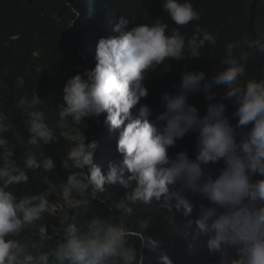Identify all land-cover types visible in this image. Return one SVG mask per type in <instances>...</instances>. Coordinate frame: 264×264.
<instances>
[{
  "label": "clouds",
  "instance_id": "obj_1",
  "mask_svg": "<svg viewBox=\"0 0 264 264\" xmlns=\"http://www.w3.org/2000/svg\"><path fill=\"white\" fill-rule=\"evenodd\" d=\"M161 6L176 27L156 19L126 30L131 21L119 16L112 28L118 35L98 40L95 66L67 79L54 113L39 110L36 91L20 95L14 108L26 115V140L0 111V264H151L144 249L156 251L158 242L144 237L147 221L130 227L124 219L139 204L165 213L194 251L207 246L204 264H264V78L248 72L252 53H264V40L245 34L226 43L211 77L181 73L178 90L162 96L165 110L153 118L140 104L148 75L217 44V35L198 23L202 14L192 0H161ZM24 85L17 76L14 87ZM221 85L235 107L234 125L224 103H209L201 117L187 102L201 92L212 101V89ZM0 88L8 85L0 81ZM102 115L103 126L118 132L121 157L106 169L95 162L98 141L85 135L86 120L100 124ZM190 133L195 158L187 151L170 156ZM59 140L66 180L43 150ZM217 162L222 169L213 179L207 166ZM30 173L40 177L35 189ZM106 185L125 190L115 203L120 215L97 207L105 203ZM197 196L210 206L194 202ZM158 264L173 261L161 251Z\"/></svg>",
  "mask_w": 264,
  "mask_h": 264
},
{
  "label": "trees",
  "instance_id": "obj_2",
  "mask_svg": "<svg viewBox=\"0 0 264 264\" xmlns=\"http://www.w3.org/2000/svg\"><path fill=\"white\" fill-rule=\"evenodd\" d=\"M192 3L202 14L198 23L217 35V44L214 48L202 50L199 58L171 61L169 70L157 69L148 75L143 82L148 96L140 104H147L152 109L153 118L165 110L162 96L178 90L181 73L202 71L206 77H211L218 70L226 43L240 41L245 34L249 38L264 40V0H192ZM72 9L80 12L79 17ZM121 15L131 21L126 30L156 19H164L170 28L176 27L162 11L161 0H0V81L8 85L7 89L0 88V111L9 114L16 134L25 140L29 136L26 115L14 108L15 100L20 95L31 96L36 91L42 101L39 110L54 113L57 104L62 102V89L67 79L95 66L98 40L118 35L112 28ZM187 30L190 34L191 27L188 26ZM248 72L257 79L264 78V53H252ZM17 76L25 79L24 87L19 90L14 87ZM212 91L215 93L212 101H207L206 94L201 92L189 95L187 102L198 109L201 117L206 114L209 103H224L225 115L234 125L236 120H232L231 115L235 107L231 100L224 98L227 88L221 85ZM103 119L102 115L100 124L87 119L85 135L88 142L98 141L95 162L106 169L109 162L119 161L121 157L117 152L118 132H109L103 126ZM195 138L196 134L190 133L178 140L176 146L169 150V155L187 151L194 159ZM63 147L64 141L59 140L44 146L43 150L56 161L55 175L66 180L68 172L63 169L61 161ZM218 163L207 166L213 179L222 169ZM30 176L29 187H39L40 177L31 173ZM124 192L119 185H106L105 192L100 194L105 203L97 207L111 209L120 215L121 210L115 208V203L124 196ZM193 201L210 206L199 196ZM124 219L130 227L137 220L147 221L144 237L151 236L158 242L156 251L144 249L151 264H158L161 251L166 252L173 264L205 263L207 246L200 244L203 249L194 251L187 240L177 237L179 229L157 207L139 204L135 206L133 215H125Z\"/></svg>",
  "mask_w": 264,
  "mask_h": 264
}]
</instances>
